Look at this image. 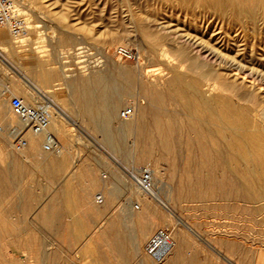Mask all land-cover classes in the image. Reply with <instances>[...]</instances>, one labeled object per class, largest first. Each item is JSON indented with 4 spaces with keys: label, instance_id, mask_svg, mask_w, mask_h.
Segmentation results:
<instances>
[{
    "label": "bare ground",
    "instance_id": "bare-ground-1",
    "mask_svg": "<svg viewBox=\"0 0 264 264\" xmlns=\"http://www.w3.org/2000/svg\"><path fill=\"white\" fill-rule=\"evenodd\" d=\"M25 1L26 0H18L21 5L25 4ZM126 1L128 8L131 9L129 10L130 24L132 21L133 25H136V23L143 25L144 22L156 23L158 21L155 17L151 16V10L148 4L140 5L138 4L139 0ZM162 1L170 3L169 8L172 7L176 8L178 11L185 12V20L187 19L185 22L190 24L185 28L184 35L178 34V36L171 40L174 42L173 44H177L176 47H172L173 52L171 53L178 61L177 67L175 66L171 69L173 73V75L171 74L172 78L167 84L165 83L166 85L164 86H159L155 83H143L140 88L146 100L145 105L142 106L139 104V110H137L136 115L134 114L135 117L133 120L121 122L125 132L133 131L131 130L133 127V129H135L136 138H134L138 143L139 152L137 156L135 154L134 163L142 164L148 162L149 158L152 157L151 155H160L161 158L168 157L172 159L174 163L178 161L181 175L176 185V200L181 202L201 203V205H206L209 202H224L227 206L231 203H239V201L246 203L258 202L260 200L264 201V131L262 130L263 132H261L259 130L260 110L264 103L261 101L259 94L256 93V90L254 92V89H252V91H249L250 89L247 91L246 89L248 88L240 89L236 79L237 76L234 78L232 75L233 73L239 75V65L235 63L238 61V51H236L235 48H238L239 36H234V34L239 31V28H254L258 22L264 24V0H258L257 3L253 5L246 4L244 0ZM19 5L17 3V7L20 9L21 7H19ZM103 5L105 6L106 4L100 3V6ZM126 8L127 7H125V9ZM132 8L136 10V13L142 16L146 14L145 21L143 19L136 20L137 17H134ZM31 12V9H28L27 13L30 14ZM53 13L55 12H51V14ZM58 15L61 23H64L66 18H68L66 17V12H58ZM28 21V30L26 34L18 40L13 39L6 32H0V60H2V62L6 63L9 57L14 58L17 54L16 50H18L25 41L44 39L54 42L56 39H47L45 36H47L48 33L38 30L43 29L45 27L44 25L37 24L38 22L34 20ZM167 23L169 22L167 21ZM136 28L137 27H135V29ZM143 28L145 29V27ZM218 29H221L222 33L216 35L215 32ZM167 31L169 32V29ZM178 31L180 30L178 29ZM42 35L44 37H42ZM170 37L171 35H167V33L162 34L159 32L151 34V41H149L152 43V55L155 53L162 61L170 59L171 53L165 43L169 41ZM57 41L61 43V40H56V42ZM170 44L173 46L172 43ZM167 45L169 44L167 43ZM240 46L241 45H239V47ZM222 47L224 48L222 49ZM80 49L82 48H78L76 51ZM233 49L235 50L234 52L232 51ZM230 53H234L235 55H231ZM247 53L248 55L250 54L249 52ZM20 58L21 56H18L17 60H14V62L23 71V75L19 74V83H14L12 85L14 86V90L7 91L5 86L0 84V124L6 127L17 126L19 124L17 118L11 113L9 105L7 109V104L13 92L22 94L21 99L28 105L33 104L36 99L42 98L41 100H43L45 98L46 103L50 105L52 111L50 132L56 137L60 145V151L55 154L43 153V150L41 152L40 146L43 142V138L28 133L27 138L29 145L24 151L16 152L17 154L15 156L19 160L15 162L18 168L16 171L18 170L20 173L25 167L21 166L20 161L24 160L28 162L30 156H38L45 167L44 169L53 177L54 175L65 173L72 168L69 167V161L65 155L68 153L67 146L69 147V143L71 142V135L64 129V125H68L69 115L61 108V101L57 97L56 91H62L64 88L68 87L70 90V100L76 105L79 116L89 122L92 127L98 119H110L113 116L118 109L119 98L111 92V85H109L110 87L108 86L106 79V81L97 80L96 82H89L87 79V82L85 80L81 82L73 80L71 83H68L69 81L67 82V79L72 76L66 73L68 70L62 65L63 62H57L58 66H55V68H45L41 59L37 58L28 65H23L20 62ZM253 58H255V56L252 57V59ZM259 65H262L260 61ZM262 74H264V71ZM119 80H122V77ZM77 82H79V84H77ZM94 82L95 85L93 84ZM124 84L125 88H128L127 90L130 91V87L133 84L132 77H127ZM262 91L263 90H261V92ZM8 93L11 94L10 97ZM24 95H26L27 98H25ZM239 101L244 102L239 104ZM245 104H250V106ZM77 125V123L73 124V126ZM8 143H10L9 138L6 135H0V154H4L5 151H7ZM8 153L12 155L11 152L8 151ZM183 155L186 156L184 157ZM174 166H176V163ZM27 167H25V169H27ZM39 168H41V166ZM72 169L74 172L72 175H69L71 179L66 183L72 185L74 179H81L82 176L88 177L89 183L87 185L85 184V187H82L81 194L79 193V201L74 199L75 195L72 196L73 194L67 192L68 188L66 190L63 189V192H67L68 194L65 196L64 201H60L61 206L66 209V211H71L72 208L79 206L87 210V212L89 211L91 214L96 213L99 222L105 221L107 232L95 228L98 230L95 237L96 243L102 241L107 247L108 253L117 258V263L125 264L130 256V254H128L129 250H127V240L125 236L120 233L121 230H117L115 225L117 222L115 219H111V201L116 197L115 190L108 188V186L104 184L103 188L105 189H102L103 193H101L104 195V204H96L97 206L95 207L93 206L94 202L92 203L89 199L93 192L102 187V183L100 184V182L93 177L95 175H93L92 169L89 166L79 167L75 164ZM153 172L154 175L157 176V174H161L160 172L162 171H157L155 168ZM162 186L163 185L159 188L155 186L152 195L138 198L137 203L125 204V218L127 217L130 222L139 225L138 237H136L135 242L130 246V249L135 252L137 257H140L137 260H139L140 264H213L214 262L211 263L199 259V253H197V251L190 252V254L187 252L189 245H187L186 240L188 239H186L185 234L190 233L199 240H201V238L192 226L182 221L179 218L180 216L176 217L177 215H173L174 212H171V209L169 210L162 196ZM30 199L32 200V198ZM47 206L50 207L48 202L41 203L38 209H35L36 212L34 211L35 217L37 218L36 222H40L45 226L55 224V221H58L53 208L48 210ZM59 207L60 206H58V208ZM156 207H164L166 212H157ZM24 208V211H26V209L29 211L28 206ZM58 216H60V214ZM170 218L174 220H169ZM155 220L170 223V231H167L170 235V239L167 241L163 237L160 238L163 245L169 248L167 254L160 261L150 255L147 248L148 243L159 236L160 230L149 237L157 226ZM171 221H175V224L171 225ZM0 225V260L8 258V255L12 252L19 251L26 264L37 263V259L31 261V258L28 256L33 253L28 243L22 245L19 243V235L12 234L11 229L7 225V221L0 220ZM178 225L182 227L185 232H183L180 227L178 229ZM88 226L78 221H72L66 228L64 227L67 234L65 237L62 236L61 238L64 237L66 239L69 250L71 246L75 245V242H79V240L84 237L85 232L89 230ZM163 228L165 229L166 227ZM164 229L163 231H165ZM145 240H147V243L143 244ZM204 244L208 245L209 248L210 245L208 243ZM90 246L84 245L81 250L83 255L94 254L95 248H98V245H95L94 248ZM10 248L12 251L8 250ZM226 248L231 252L233 246H227ZM36 253L37 251H35V255ZM217 254H220V252H217ZM78 255L76 252V258H78ZM243 258L247 260L249 256L245 255ZM4 260L7 261L8 259ZM99 260L102 261L101 259ZM255 261L258 264H264V254H256Z\"/></svg>",
    "mask_w": 264,
    "mask_h": 264
},
{
    "label": "rangeland",
    "instance_id": "rangeland-1",
    "mask_svg": "<svg viewBox=\"0 0 264 264\" xmlns=\"http://www.w3.org/2000/svg\"><path fill=\"white\" fill-rule=\"evenodd\" d=\"M15 1L19 5L20 2H18V0ZM257 1L258 0H244V2L249 5L256 4ZM162 2V0H139L138 4H148L150 6L151 16L159 21L156 23L144 22L143 25L137 23L133 25V21L130 24L129 10L131 9L128 8L126 0H26L23 5L20 3L19 7H21L20 9L23 11L24 17L27 19L26 21L34 20L38 22L37 24L44 25L45 27L43 29L38 30L48 33L45 38L56 39L54 42L44 39L25 41L18 49L19 54L18 50H16L17 54L14 56L15 59L9 57L6 63L0 60V84L4 85L7 91L14 90V86L12 85L14 83H19V74L23 75V71L16 65L14 60H17V57L21 56L20 62L23 65H28L37 58L43 61L45 68H55V66H58L57 62H63L62 65L68 70L66 73L72 76L67 79V82L69 81L68 83H71L73 80L79 82L84 80L86 82L87 80L89 82L107 80L108 86L111 85V87L109 86L111 92L119 98L118 109L110 119H98L96 123L93 124V127L83 117L79 116L76 105L70 100V90L68 87L64 88L62 91H56V94L61 101V108L69 115L68 125H64L65 131L71 135V142L69 143V147L67 146L68 153L65 154L69 161V167L74 168L75 164L79 167L89 166L95 175L99 178L101 177L108 188L115 190L116 197L111 201V219H115L117 222V224H115L117 230H121L120 233H122L127 240V250H129L128 254H130V256L125 264H140L139 260H137L140 257H137L135 252L130 249V246L135 242L136 237H138L139 225L130 222L127 217L125 218L124 210L125 201L127 199L131 198L135 203L138 201V198H141L136 194L135 190L128 185L127 172L142 168H150L152 171L156 168L157 171H162L160 172L162 175H155V186L159 188L163 185L162 196L169 210L171 209L170 211L174 212L175 214L173 213V215H177L176 217L180 216L179 218L182 221L187 222V224L192 226L199 234L201 240L186 232L187 234H185V237L188 240H185L187 245H189V249L187 250L189 254L190 252L197 251V253H199V259L211 263L214 262L213 264H258L255 261V255L259 253L264 254V201L260 200L252 203L239 201V203H231L227 206L224 202H209L206 205H201V203L181 202L176 200V185L181 175L178 161L175 162L176 166H174L175 163L168 157L161 158L160 155H151L152 157L149 158L148 162L142 164L134 163L135 157L139 152L138 143L135 141V129H133V127L131 129L133 131L125 132L121 122L133 120L137 114V110H139V104L142 106L145 105L146 100L140 88L143 83H155L159 86H164L172 78L173 73L171 69L175 66L177 67L178 61L171 53L173 52L172 47H176L177 44H173L174 42L171 40L178 36V34L184 35L185 28L190 24L185 22L187 21V19L185 20V12L178 11L176 8H169L170 3L166 1H164L162 5ZM100 3H105L107 6H100ZM125 7L127 8L125 9ZM134 8H132V12L134 17H137L136 20L143 19L145 21L147 15L144 14L142 16L136 13ZM28 9L32 11L30 14L27 13ZM51 12L55 13L51 14ZM58 12H66V17L68 18H66L64 23L60 22ZM159 13L162 15L160 16ZM167 21L169 23H167ZM262 24V22H258V26L256 25L254 28H239V31L234 34V36H239V42L240 40L241 42H238V44L241 46L239 47V45H237L238 48H235V50L238 51V61L235 63L239 65V75L237 73H233L232 75L234 78L237 76L236 79L240 89L248 88L246 89L247 91L249 89V91L254 89V92L256 90V93L259 94L261 101L264 103V74H262L264 71V24ZM135 27L137 28L135 29ZM143 27H145V29ZM166 29H169V32ZM178 29L180 31H178ZM159 32L162 34L167 33V35H171L172 37H170L169 41L165 42L166 47L170 50L171 57L164 61L160 60L155 53H153V55L151 53L153 50L151 46L152 43L150 42V35ZM221 33V29L215 32L216 35ZM42 37L44 36L42 35ZM56 40H61V43H58V41L56 42ZM167 43L169 45H167ZM170 43H172L173 46ZM119 47H125L132 51L134 59L129 60L118 57L116 55V49ZM78 48L82 49L76 51ZM223 48L224 47H222V49ZM235 50L233 49L232 51L234 52ZM247 52L250 54L248 55ZM230 54L235 55L234 53ZM254 56L255 58L252 59ZM259 61L262 65H259ZM121 77L122 80H119ZM127 77H132L133 79L130 91L127 90L128 88H125L124 84ZM79 82H77V84H79ZM95 82L93 83L94 85ZM261 90L263 91L261 92ZM8 94L10 97L11 94ZM13 96L21 98L22 94L13 92L11 97ZM24 97L27 98L26 95H24ZM27 101L29 102L28 99ZM243 102L244 101H239V104ZM8 105L9 102L7 104V109ZM245 105L250 106V104ZM128 107H133L135 109V115L128 120L120 119L119 115L121 111ZM74 123L78 125L73 126ZM259 130L261 132L264 131V105L260 110ZM42 143L40 146L41 152ZM6 150L4 154H0V171L3 170L5 177L13 162L5 158L10 155L8 151L14 156L17 154L12 151L13 149L10 143H8ZM183 156L185 157L186 155ZM34 157L36 159H34ZM37 157L38 156L35 155L32 157L30 156L28 162L24 160L20 161L22 167H29H27V169L23 171L24 173L19 177L21 181L18 186L19 190L14 193L10 192L9 195L5 193L3 199L0 200V220L7 221V225L11 229L13 235H19V243L21 245L28 243V246L33 252L28 255L31 261L37 259V263L35 264H118L117 258L108 253L107 247L102 241L96 243L95 237L98 232L96 229L107 232L105 221H101L103 224L99 222L100 225L97 227H93L92 229L89 228V230L85 232L84 237L79 240V242H75V245L71 246L70 250L64 238L67 234L64 227L66 228L68 224V216L57 215L56 218L58 219V223L55 221L56 225L45 226L40 222H36L35 209H38L41 203H49L50 195L59 191L68 179L65 178L67 174L65 172L54 175L55 177H52L51 183L47 182L44 178L43 169L45 167ZM40 166L41 168H39ZM72 168H70L68 173H73ZM104 174H106V179L103 178ZM102 189L104 190L105 188L101 187L99 189L100 191H98L99 193L96 192V190L95 194H101ZM0 197L2 198V193ZM26 197H29V199L27 198L26 200ZM30 198H32V200L34 199L33 202ZM18 201L21 203L25 201V206H28L29 210L32 208L29 215H13L12 205H16ZM156 208L157 212H166L164 207ZM57 210L59 213L60 207ZM169 220L172 219L170 218ZM155 222L157 226L149 237L159 232L158 230L163 231V227H166L164 230L167 231L170 229L169 222L159 220H155ZM172 224L174 225L175 221L172 222L171 225ZM177 227L179 229L180 226L178 225ZM180 228L185 232L182 227ZM62 236L64 237L61 238ZM147 240H145L143 244L147 243ZM203 241L204 243H208L211 247L209 246L208 248V245L204 244ZM84 245H91V248L98 245V248H95L94 254L83 255L81 250ZM227 246H233L231 252L228 251L226 248ZM8 250L12 251L11 248ZM35 251H37L36 255ZM76 252L77 255L79 254L77 256L78 258L75 256ZM217 252H220V254H217ZM245 255H248L249 259L245 260L243 258ZM4 259L8 260L5 261ZM4 259L0 260V264H26L19 251L10 253L8 258Z\"/></svg>",
    "mask_w": 264,
    "mask_h": 264
},
{
    "label": "built area",
    "instance_id": "built-area-1",
    "mask_svg": "<svg viewBox=\"0 0 264 264\" xmlns=\"http://www.w3.org/2000/svg\"><path fill=\"white\" fill-rule=\"evenodd\" d=\"M28 30V24L24 17L23 11L17 7L15 0H0V32L8 33L13 39L18 40L23 37ZM116 55L122 59L133 60V52L125 47L116 49ZM35 100L33 104H25L20 97H11L9 100V109L17 118L18 125L6 127L0 124V135H6L15 152L24 151L29 141L27 134L43 138L42 150L47 154H55L60 151V145L50 132L51 125V107L46 103V99ZM135 114L133 107L125 108L121 111L119 117L122 120H128ZM106 179V174L103 175ZM127 182L136 194L140 197H149L155 189V175L150 168H142L127 172ZM97 205L104 204V195L98 194L95 197ZM131 198L125 201V204H133ZM137 203V202H135ZM137 206V205H136ZM167 230L160 231L159 236L148 243L149 254L160 261L168 252V247L164 246L161 237L167 241L170 239Z\"/></svg>",
    "mask_w": 264,
    "mask_h": 264
},
{
    "label": "crops",
    "instance_id": "crops-1",
    "mask_svg": "<svg viewBox=\"0 0 264 264\" xmlns=\"http://www.w3.org/2000/svg\"><path fill=\"white\" fill-rule=\"evenodd\" d=\"M5 158H8V159L12 160L13 162L11 163L10 168L8 169L9 172L6 175V177H5V174H4L3 170H1L2 172L0 171V192L2 193V198L1 199H3V196L5 195V193H6V195H9L10 192L11 193H14L17 190H19L18 186L21 183V181L19 180V177H20L21 174L24 173L23 171L25 170V168H24L22 171H20V173H19L18 170H17L18 172L16 171V169H18V168H17V164H16L15 161L19 160L16 156H14V155H8ZM34 159H36V158H34ZM37 159H40V158L37 157ZM11 167H12L13 170L11 169ZM66 173H67L66 174V177L68 178L67 179V181H68V180L71 179L70 178L71 176H69V175H72L73 173L72 172L71 173H68V171H66ZM93 175H95V174L93 173ZM93 177L96 178V180L99 181L100 184L102 183V185L104 186V182L101 179V177L99 178L97 175H95ZM44 178L46 179L47 182H49V181H50L49 183L52 182V176L48 174V171L46 169H44ZM82 179H85V180H82ZM80 182H81V184H80ZM88 183H89V178L88 177L86 178V177L82 176L81 179H74L73 182H72V185L69 184V183H66V185L64 184L59 191L54 192L53 194L50 195V198H49V205H50V207L47 206L48 208L47 207L46 208L48 210L53 208V211H54V214L56 215V217L59 214H60V216H62V215L68 216L69 217L68 224L71 223L72 221H75V222L78 221L79 223L80 222L81 223H84L87 226L89 225L88 227L90 229H92L93 227H97L99 225V219L97 218V214L96 213H92L91 214L89 211L87 212V210H85V209H83V208H81L79 206H77L75 208H72L71 211H66V209H64L61 206L62 200L64 201V198H65V196L68 193L73 194L72 196L75 195L74 196V199L77 200V201H79V199H78L80 197L79 193L81 194L82 187H85V184L87 185ZM69 188H70V190H69ZM72 188H74V189H72ZM63 189H65V190L67 189V192L68 193L67 192L64 193L63 192L64 191ZM98 191H100V190H97L96 192H98ZM97 194H95V192H93L91 194L90 199H89L90 201H92V203L94 202L93 203V206H95V207L97 206L96 203H95V197H96ZM27 198L29 199V197H26L25 199L27 200ZM58 206L62 207V208H60L59 213L57 212L58 211L57 209H59ZM24 207H25V201H22V203L20 201H18V203L16 205L13 204L12 205L13 215H18V216H20V215H22V216L23 215H29L31 213V210L28 211V209H26V211H24V209H25Z\"/></svg>",
    "mask_w": 264,
    "mask_h": 264
}]
</instances>
